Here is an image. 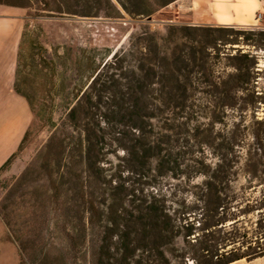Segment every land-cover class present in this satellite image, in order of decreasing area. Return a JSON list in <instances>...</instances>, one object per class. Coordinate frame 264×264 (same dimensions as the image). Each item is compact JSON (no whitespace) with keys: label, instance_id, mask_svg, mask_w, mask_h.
Returning a JSON list of instances; mask_svg holds the SVG:
<instances>
[{"label":"rangeland","instance_id":"obj_1","mask_svg":"<svg viewBox=\"0 0 264 264\" xmlns=\"http://www.w3.org/2000/svg\"><path fill=\"white\" fill-rule=\"evenodd\" d=\"M28 3V7H19L24 21L15 89L26 96L33 119L20 149L0 171V236L10 239L16 248L10 250L1 243L0 264H14L16 255L17 264H94L100 229L89 226L86 211L90 203L97 206L109 186L99 189L85 172L75 152L79 131L70 125L67 113L108 56L121 57L137 45L143 46L147 36L155 39L160 50L169 52L173 45L167 37L169 28L188 25L191 12L186 10L173 23L175 16L166 8L150 19L131 17L120 8L111 16L98 12L85 17L51 14L38 10L37 0ZM252 3L244 0L242 5L246 8ZM220 11L223 8L218 6L215 14L209 9L198 11L194 21L203 23L199 25L230 23ZM236 26L256 29L253 24ZM173 41L181 39L177 36ZM210 53L215 56V76L223 80L235 73L232 56L256 57L257 81L256 85L251 81L250 89L256 86L264 97L263 50L239 38L238 44L220 46ZM197 91L184 113L169 114L168 123L162 118L153 121L155 138L169 139L174 172L160 176L151 161L153 169L148 174L132 173L118 150L108 156L105 179H112L122 189L158 193L172 212L183 207L194 211L201 207L198 196L204 191V180L220 170L232 180L229 195L235 201L226 214L238 218L241 234L257 236L259 226L264 229L256 207L264 197V153L259 149L264 147V104L256 111L223 110ZM167 127L172 129L165 130ZM53 135L57 139L49 145ZM257 159L263 165L249 174L246 163ZM195 215L192 212L190 217ZM233 264H264V256Z\"/></svg>","mask_w":264,"mask_h":264},{"label":"trees","instance_id":"obj_2","mask_svg":"<svg viewBox=\"0 0 264 264\" xmlns=\"http://www.w3.org/2000/svg\"><path fill=\"white\" fill-rule=\"evenodd\" d=\"M175 1L37 0V9L91 17L98 12L111 16L120 8L131 17L150 19ZM28 2L0 4L28 7ZM66 2L69 4L64 6ZM257 30L217 24L171 26L167 37L173 45L169 52L160 50L155 39L147 36L143 46L137 45L121 57L115 53L108 56L76 97L67 113L68 122L79 131L75 152L98 188L109 186L108 192L104 190L106 195L96 201L97 206L90 203L86 211L89 226L100 229L94 264H230L264 256V229L259 226L257 236L247 237L239 232L238 218L226 214L235 202L229 195L232 180L227 173L219 170L204 180V191L198 196L200 208L172 212L158 193L122 189L112 179L107 181L104 167L108 156L120 150L132 173L148 174L153 169L151 161L160 176L174 172L169 139L155 138L153 121L162 118L168 123L169 114L184 113L199 86L197 92L214 107L240 111L260 108L264 97L256 86L250 89L251 81L254 85L257 81V58L241 53L232 56L235 73L223 80L215 76V56L210 53L220 46L238 44L239 38L264 51V30ZM177 36L181 41H173ZM238 92L248 95L237 96ZM56 139L53 135L49 145ZM259 149L264 153L263 145ZM231 163L235 165V160ZM257 165H263L260 159L246 163L247 172L252 174ZM256 204L261 214L258 221L264 226V197ZM192 212L196 217H190Z\"/></svg>","mask_w":264,"mask_h":264},{"label":"crops","instance_id":"obj_3","mask_svg":"<svg viewBox=\"0 0 264 264\" xmlns=\"http://www.w3.org/2000/svg\"><path fill=\"white\" fill-rule=\"evenodd\" d=\"M243 1L177 0L165 8L175 16L173 23H177L178 16L189 10L187 12H191L192 21L188 25L203 24L194 21L199 15L198 11L209 9L215 14V7L217 9L218 6L223 8V12H220L230 19V23L224 25H251L253 23L250 21H254L261 0H253L252 6L246 7L245 11ZM23 21V9L0 5V169L11 155L17 152L33 119L26 96L15 90ZM1 243L9 249L14 246L10 239L3 236H0ZM14 261V264H17V255Z\"/></svg>","mask_w":264,"mask_h":264},{"label":"built area","instance_id":"obj_4","mask_svg":"<svg viewBox=\"0 0 264 264\" xmlns=\"http://www.w3.org/2000/svg\"><path fill=\"white\" fill-rule=\"evenodd\" d=\"M253 27L264 30V0H261V7L255 14Z\"/></svg>","mask_w":264,"mask_h":264},{"label":"bare ground","instance_id":"obj_5","mask_svg":"<svg viewBox=\"0 0 264 264\" xmlns=\"http://www.w3.org/2000/svg\"><path fill=\"white\" fill-rule=\"evenodd\" d=\"M245 8V7H244ZM231 264H233V263H231Z\"/></svg>","mask_w":264,"mask_h":264}]
</instances>
